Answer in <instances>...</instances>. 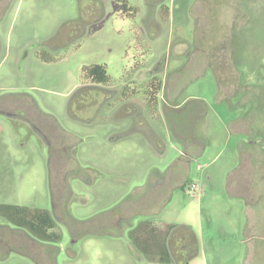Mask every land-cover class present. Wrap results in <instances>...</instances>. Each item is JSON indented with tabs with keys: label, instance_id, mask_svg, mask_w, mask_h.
Listing matches in <instances>:
<instances>
[{
	"label": "rangeland",
	"instance_id": "1",
	"mask_svg": "<svg viewBox=\"0 0 264 264\" xmlns=\"http://www.w3.org/2000/svg\"><path fill=\"white\" fill-rule=\"evenodd\" d=\"M106 90L117 95L101 115L140 107L161 149L114 140L131 129L126 106L71 118L91 119ZM1 109L0 204L50 209L59 173L75 169L80 222L67 224L80 237L59 264H160L131 241L143 221L177 226L175 264H264V0H0ZM120 216L131 225L119 235ZM0 264L32 262L0 249Z\"/></svg>",
	"mask_w": 264,
	"mask_h": 264
},
{
	"label": "flooded vegetation",
	"instance_id": "2",
	"mask_svg": "<svg viewBox=\"0 0 264 264\" xmlns=\"http://www.w3.org/2000/svg\"><path fill=\"white\" fill-rule=\"evenodd\" d=\"M81 16L77 19L68 21L66 23L69 24H76L79 23L80 26ZM161 63V62H160ZM157 66V64L155 65ZM156 68V67H155ZM91 69V68H90ZM91 77V76H90ZM92 78V77H91ZM93 80V79H92ZM94 81V80H93ZM95 82V81H94ZM96 84H103L97 83ZM101 93V92H100ZM99 93V94H100ZM117 93V92H116ZM114 91H103L101 95H99L100 101L97 103V106L93 109L94 114L93 117L87 119L82 117H77L74 114L71 118L80 119V121L86 124H92L95 120H103L113 118V113L115 111H122V109L126 106L127 107V116L126 120H132L131 129H125L122 133H115L114 138L124 136L128 132L132 130H139L140 133L143 135H149L150 129L146 124V119L144 117L143 111H141L140 107H137L138 110H129L128 106H134L131 102H124L122 105L115 108L114 112L111 116H102L101 112L104 106L111 105L109 102L110 99L116 97ZM116 94V95H115ZM123 94V93H122ZM124 95V94H123ZM125 96V95H124ZM16 109V108H13ZM134 111V112H133ZM2 113V109L0 110ZM4 114L9 116L10 118H16L22 120L21 117L18 115L3 111ZM91 114V111L89 112ZM71 115V114H70ZM138 115V117H136ZM74 116V117H73ZM24 120V119H23ZM61 129V128H60ZM63 134L68 133L66 130L61 129ZM119 134V136H118ZM42 135V134H41ZM54 141L59 143L60 135L57 136ZM155 137V136H154ZM48 144L49 150L51 154L49 155L52 157V152L57 151V147H55L54 143ZM62 150L64 152L65 160H74L73 150L75 149L74 143H63ZM153 144L155 145L154 149H161V139L155 137L153 140ZM55 149V151H54ZM76 176L75 169H68L65 173L60 174L57 177L56 183L51 187V207L50 209H40V208H30L35 210H44L48 213L49 222L53 223V228L48 230L47 233L44 231L39 232L37 229L31 228L32 231L23 228V225L13 224L6 220L5 218L1 217L0 221V249L1 250H11L14 249L17 253L23 255L25 258L30 260L32 264H59V259L62 256L72 255L74 253L75 244L79 240L80 234H77V231L72 230L68 224L67 219L72 221L73 223H79L80 221L76 219H72L69 213V205L72 199L76 198V194L72 190L71 187V178ZM91 181V177H90ZM2 205H10V204H0ZM26 207V206H24ZM131 217H124L120 216L116 222L114 227L117 228V232L120 235L122 230L126 227L131 225L130 221ZM37 220V218H35ZM21 222V221H20ZM28 222V221H26ZM53 233V235L51 234ZM55 233V234H54ZM181 241V240H180ZM191 247V245H189ZM181 249V255L186 254L188 246L181 241L179 246ZM172 253V250H171ZM173 255V253H172ZM174 256V255H173ZM174 258V257H173ZM176 263L174 258V264Z\"/></svg>",
	"mask_w": 264,
	"mask_h": 264
},
{
	"label": "trees",
	"instance_id": "3",
	"mask_svg": "<svg viewBox=\"0 0 264 264\" xmlns=\"http://www.w3.org/2000/svg\"><path fill=\"white\" fill-rule=\"evenodd\" d=\"M89 75L97 83L107 82V72L103 65H95L89 70ZM159 92V88L157 89ZM253 105L246 108L243 119L253 109ZM0 217L5 218L13 224L23 225L27 230L37 229L39 232L53 228V223L49 222L48 213L44 210L30 209L18 205H2L0 206ZM37 218V220H35ZM21 221V222H20ZM28 221V222H26ZM177 228L174 224L154 225L149 221L140 222L130 232L131 241L149 261L158 262L160 264H173L174 258L171 254V234ZM192 233V231H190ZM53 235V233H51ZM55 234V233H54ZM194 245V239L192 241Z\"/></svg>",
	"mask_w": 264,
	"mask_h": 264
},
{
	"label": "crops",
	"instance_id": "4",
	"mask_svg": "<svg viewBox=\"0 0 264 264\" xmlns=\"http://www.w3.org/2000/svg\"><path fill=\"white\" fill-rule=\"evenodd\" d=\"M177 106H175L174 108H176ZM166 109H169V108H164V110H166ZM164 110H163V114H164ZM151 114V113H150ZM156 115V114H155ZM150 116H153V114L152 115H150ZM145 117V119H146V116H144ZM148 120V119H147ZM152 120V119H151ZM132 123V122H131ZM146 124L148 125V127H149V129H150V133H149V135L147 136V135H142L141 133H140V131L139 130H132V131H130V132H128L127 134H125L124 136H120V137H116V138H114V140L116 141V142H118V141H121V140H126V139H128V138H131L132 136H134V135H141V136H144L147 140H146V143H147V145L149 146V147H153V148H155V145L153 144V140H154V138L155 137H158V138H160V136H159V134H158V132H157V130H156V128L154 127V126H152V124H151V122H146ZM175 134V133H174ZM175 135H177V134H175ZM118 136H119V134H118ZM155 136V137H154ZM135 189H138V190H140V189H142V187H140V186H138V187H136Z\"/></svg>",
	"mask_w": 264,
	"mask_h": 264
},
{
	"label": "built area",
	"instance_id": "5",
	"mask_svg": "<svg viewBox=\"0 0 264 264\" xmlns=\"http://www.w3.org/2000/svg\"><path fill=\"white\" fill-rule=\"evenodd\" d=\"M197 189V186L195 184H192L190 187H189V190L188 192L190 191H195Z\"/></svg>",
	"mask_w": 264,
	"mask_h": 264
}]
</instances>
